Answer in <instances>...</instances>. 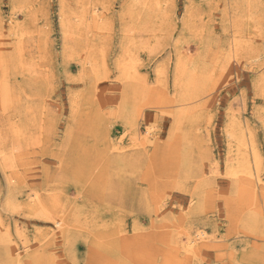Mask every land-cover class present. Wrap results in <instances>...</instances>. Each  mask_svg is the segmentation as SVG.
I'll list each match as a JSON object with an SVG mask.
<instances>
[{
	"label": "rangeland",
	"instance_id": "obj_1",
	"mask_svg": "<svg viewBox=\"0 0 264 264\" xmlns=\"http://www.w3.org/2000/svg\"><path fill=\"white\" fill-rule=\"evenodd\" d=\"M0 264H264V0H0Z\"/></svg>",
	"mask_w": 264,
	"mask_h": 264
},
{
	"label": "bare ground",
	"instance_id": "obj_2",
	"mask_svg": "<svg viewBox=\"0 0 264 264\" xmlns=\"http://www.w3.org/2000/svg\"><path fill=\"white\" fill-rule=\"evenodd\" d=\"M69 21V20H68ZM235 48V47H234ZM235 129H236V127H235ZM238 130V129H237ZM251 131V130H250ZM247 133V132H246ZM250 133V132H249ZM246 135V134H245ZM248 139V138H247ZM245 141H248V140H245ZM248 144H249V142H248ZM250 146V145H249ZM241 148V147H240ZM245 148V147H244ZM250 149H252L251 148V146H250ZM254 156H253V162H254V164H256V165H259V156L256 154V152L254 151ZM251 160V159H250ZM244 161V160H243ZM239 163V162H238ZM240 165V164H239ZM243 165H246V164H243ZM247 167H249L248 165H247ZM237 169H239V168H237ZM248 170V169H247ZM237 171V170H236ZM249 171V170H248ZM233 172H235V170L233 171ZM235 174H236V172H235ZM256 174H257V172H256ZM237 176V175H236ZM258 179V178H257ZM237 180V179H236ZM258 180H260V178L258 179ZM261 181V180H260ZM227 182V181H226ZM222 188V187H221ZM29 197H30V195H29ZM36 199V198H35ZM52 199V198H51ZM11 200V199H10ZM37 200H39V198L37 199ZM56 200V199H55ZM9 201V200H8ZM31 201V200H30ZM38 202V201H37ZM8 203V202H7ZM33 203V202H32ZM40 203V202H39ZM41 204H42V202H41ZM31 208V207H30ZM162 209V208H161ZM50 213V212H49ZM36 214V213H35ZM52 216H54V214L52 215ZM48 217V216H47ZM59 218V217H58ZM51 219V218H50ZM63 220V219H62ZM56 223H61V220L59 219V220H57V221H55ZM65 223V222H64ZM62 228V227H61ZM61 231V230H60ZM202 231V230H201ZM63 233V232H62ZM200 234V233H199ZM202 234H204V232H202ZM199 236V235H198ZM201 236V235H200ZM194 242V240L193 239H189V244H188V246H189V248L192 250L193 248H196L195 247V243H193ZM188 248V249H189ZM14 251H16V249L14 248L13 249V252ZM13 257V256H12ZM15 261V260H14ZM16 261H18L17 260V258H16Z\"/></svg>",
	"mask_w": 264,
	"mask_h": 264
}]
</instances>
